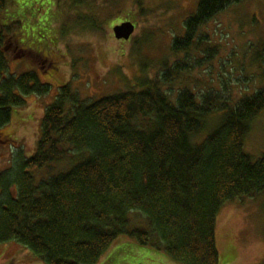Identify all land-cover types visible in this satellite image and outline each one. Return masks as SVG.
<instances>
[{"label": "trees", "instance_id": "obj_1", "mask_svg": "<svg viewBox=\"0 0 264 264\" xmlns=\"http://www.w3.org/2000/svg\"><path fill=\"white\" fill-rule=\"evenodd\" d=\"M239 1L197 0L171 53L186 58L198 29ZM5 5L0 0V129L12 109L24 105L23 97L49 91L34 73L7 74L9 54L18 58L30 52L16 41L19 20L5 21L10 18L2 14ZM89 9L77 11L82 15L77 26L101 30L106 21ZM42 64L48 72L56 67L51 60ZM189 69L185 61L176 63L161 77L155 74L133 90L94 102L60 87L44 111L35 153L15 154L11 167L0 172V244L22 246L44 264H96L125 236L164 250L181 264H219L220 208L264 194V154L255 160L243 150L248 124L264 109V88L236 98L226 93L227 82L218 92H174L172 77ZM220 112L216 128L193 143L208 118ZM10 142L0 132V145ZM73 153L85 156L51 174ZM32 171L48 176L36 183Z\"/></svg>", "mask_w": 264, "mask_h": 264}, {"label": "rangeland", "instance_id": "obj_2", "mask_svg": "<svg viewBox=\"0 0 264 264\" xmlns=\"http://www.w3.org/2000/svg\"><path fill=\"white\" fill-rule=\"evenodd\" d=\"M5 2L2 14L10 17L5 21L19 20L16 41L30 52L18 58L14 51L9 54L7 74L19 77L34 73L49 91L44 96L23 97L24 105L12 109L9 122L0 129L11 139L0 145V172L11 167L15 154L30 158L35 153L44 111L63 86H69L80 100L94 102L133 90L139 82L153 79L155 74L161 77L174 64L185 61L190 69L172 77L174 92L183 88L196 94L218 92L227 82L226 93L236 98L264 88V0H240L200 27L186 58L173 55L170 46L175 38L183 37L184 22L195 13L197 0H91L92 4L80 0L76 5V0ZM86 7L93 10L95 18L106 21L101 30L77 26L76 20L82 15L76 13ZM126 21L134 24L133 34L127 41L116 40L112 27ZM48 22L50 31L45 27ZM44 59L53 61L55 69L48 72L42 64ZM222 115H211L192 142L201 143ZM243 150L255 160L264 154V109L248 124ZM84 156L73 153V157L57 163L51 174L68 170ZM34 176L39 183L48 174L36 171ZM215 244L219 264H264V194L242 203L229 201L220 208ZM0 264L44 263L26 248L6 243L0 244ZM96 264L181 263L164 250L119 236Z\"/></svg>", "mask_w": 264, "mask_h": 264}, {"label": "water", "instance_id": "obj_3", "mask_svg": "<svg viewBox=\"0 0 264 264\" xmlns=\"http://www.w3.org/2000/svg\"><path fill=\"white\" fill-rule=\"evenodd\" d=\"M135 30L134 24L131 22H121L112 27V33L116 40L127 41Z\"/></svg>", "mask_w": 264, "mask_h": 264}]
</instances>
